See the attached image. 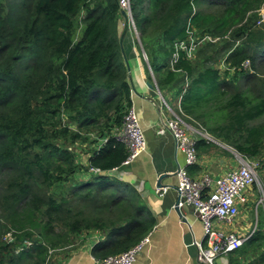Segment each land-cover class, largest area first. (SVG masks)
Here are the masks:
<instances>
[{
	"label": "trees",
	"instance_id": "1",
	"mask_svg": "<svg viewBox=\"0 0 264 264\" xmlns=\"http://www.w3.org/2000/svg\"><path fill=\"white\" fill-rule=\"evenodd\" d=\"M129 4L157 88L179 96L182 119L244 157L259 156L264 129L250 123L264 116V90L257 96L236 90L225 101V90L237 77L229 81L213 66L187 60L183 51L173 70L170 62L174 43H185L188 29L223 36L248 15L250 25L258 19L264 0ZM121 16L118 0H0V232L5 221L15 234L14 244H0V264H46L48 249L73 248L72 243L58 247L89 231L105 234V243L94 246V252L102 258L117 255L138 244L154 225L137 191L105 174L127 156L112 136L131 107L127 55L118 36ZM245 55V48L237 47L227 60L239 64ZM250 58L253 65L264 61V45ZM241 78L254 79L243 71ZM90 131L105 142L92 150L81 173L97 168L103 174L89 173L88 180L74 183L80 167L63 145L86 141L83 135ZM209 143L198 137L197 153ZM191 169L190 176L199 171ZM255 233L228 254L229 264H238L264 241V230ZM25 240L31 245L15 254ZM259 260L264 264V253Z\"/></svg>",
	"mask_w": 264,
	"mask_h": 264
},
{
	"label": "crops",
	"instance_id": "2",
	"mask_svg": "<svg viewBox=\"0 0 264 264\" xmlns=\"http://www.w3.org/2000/svg\"><path fill=\"white\" fill-rule=\"evenodd\" d=\"M124 28L125 25L121 34ZM132 37L127 28L122 46L130 70L128 74L131 82L129 77L128 80L131 87V108L143 132L145 150L130 165L116 167L117 169L105 174L132 186L154 220L152 229L146 235L148 243L137 256L134 264H200L196 261V248L193 243L203 241L201 222L191 209L185 210L182 217H179L174 210L178 199L175 174L178 166L184 167V157L181 156L179 159L174 140L168 132L157 134L161 124V112L164 116L168 114L159 108L160 99L156 93L154 73L150 66L144 65L143 55L136 48ZM150 85L153 87L151 88ZM171 109L177 111L178 103ZM88 157L89 155H86L81 158L83 166L88 165ZM236 165L229 167L223 156L211 151L204 152L198 155V164L195 165L199 171L191 174V177H198L201 173L220 176L234 169ZM190 169L191 167L188 168ZM161 176H167L161 180V186L167 188L163 196H159L156 192L160 187L158 182ZM89 177L84 173L82 180H88ZM249 225L246 224V227ZM105 241L103 232H82L77 236L75 247L58 250L62 252L53 258L52 264H93L94 259L102 258L100 251H93L94 246ZM217 264H229L228 258H219Z\"/></svg>",
	"mask_w": 264,
	"mask_h": 264
},
{
	"label": "built area",
	"instance_id": "3",
	"mask_svg": "<svg viewBox=\"0 0 264 264\" xmlns=\"http://www.w3.org/2000/svg\"><path fill=\"white\" fill-rule=\"evenodd\" d=\"M118 4L120 10L128 16L129 26L131 24L135 28L129 0H118ZM190 44L193 47V44ZM179 51H183L186 55L191 52V48L187 51L184 42L174 43L170 64L172 70L179 59ZM156 93L160 99L159 108L168 114V116H164L161 112V124L157 129V134L162 135L168 132L174 140L176 150H179L185 157L184 167L180 168L176 174L175 189L178 196V207L190 208L198 216L202 225L203 241L193 243L196 248V261L200 264H217L219 258H225L228 254L239 250L252 237L257 228V219L252 230L250 225L246 227L244 222L241 223L239 217L241 208L249 202L247 190H252V187L257 184L258 164L253 159L240 156L236 167L223 175L214 177L209 173H201L198 177H191L188 168L198 164L196 150L198 137L204 138L206 141H209V138L204 136L203 131L186 124L182 119L183 114L180 108L177 111L172 110L157 86ZM177 103L179 107L180 98ZM115 130L118 132L112 136L125 147L127 153L121 166H128L145 150L143 132L131 107L125 112L122 126ZM115 169L117 168L112 170ZM89 173L98 175L102 172L97 168H90ZM166 189L160 187L156 192L159 196H163ZM259 203L264 205L263 195ZM257 209L258 205L255 206L256 215ZM5 241L7 243L13 241L12 233L7 234ZM23 243L24 247L31 245V242L27 240ZM147 243L148 236H145L126 252L98 260L94 259L93 264H134ZM22 250L23 248L15 251L20 253Z\"/></svg>",
	"mask_w": 264,
	"mask_h": 264
},
{
	"label": "rangeland",
	"instance_id": "4",
	"mask_svg": "<svg viewBox=\"0 0 264 264\" xmlns=\"http://www.w3.org/2000/svg\"><path fill=\"white\" fill-rule=\"evenodd\" d=\"M193 9L195 12L197 11V7L195 5H193ZM247 17L244 19V21L239 26H235L231 28L223 36H217V37H214L211 35L202 36L199 33V31H197L196 29L194 28L188 29L189 38H187V41L185 42V47L187 51H189V48H191V52L188 54L186 53L187 60L191 62H197L201 65L209 64L213 66L216 70H218L222 76L223 75L227 76V79L229 81L233 80L232 78H236V77L238 78L237 81H234L235 83L231 87L225 90V96H223V100L225 101L236 90L246 92L252 96H257L258 94L261 93V90H264V61L256 60L255 65H253V61L250 58L253 55V52H255L256 50H258L260 47L264 45V35L261 33V30L264 26V7L263 9L260 10L258 14L259 18L256 20L250 21L252 23L251 25L247 22ZM124 23H125L124 18L121 16L118 22V36L119 37L123 30ZM244 26L249 27L245 31V33L241 32L242 29H240L241 27H244ZM81 28L82 27L79 23L78 28H77L78 32L81 30ZM128 31L133 36L132 38L134 40V44L136 48L143 55V58L145 60L143 61L144 65L149 66L147 56L143 50V46L140 41V34L136 30V27L134 28L130 24ZM236 32L238 34L237 36L235 35ZM79 34L80 33H77V36H79ZM190 43L193 44V47ZM221 46H225V49L221 50L220 49ZM237 47L245 48L246 50V55L244 59L245 61L243 60L239 64L237 63L232 64L228 62L227 59L229 55ZM242 71L243 73H248L254 79L253 80H250V79L246 80L242 78L240 79V73ZM154 80L155 81L157 80L155 75H154ZM185 81H186V84L184 82L183 87L187 85V80ZM166 92L168 93H164V92H160V93L162 94V96L165 98V100L169 103L171 107H175L178 102L179 96H176L174 93H171L169 90H166ZM178 108H180L181 110L180 105ZM213 110L216 111L215 108ZM186 124L192 127V125H190L189 123L186 122ZM250 126H261L264 129V116L251 122ZM205 131H203L204 136L206 138H209L208 142L210 143L205 148H201L198 151V155L204 152L207 153L211 151L214 154L223 156L224 161L226 162V164H228L229 167H231L232 165L235 166L237 164L238 158L242 155H240L233 147L221 141L215 135H211L207 131L206 132ZM117 132L118 131L115 129L112 130L113 135L116 134ZM189 133H191V131H189ZM83 136L84 138H86V141L78 142L73 145L70 143H65L63 145V147H65L66 149H68L74 154L75 160H76L75 162L78 164V167H80L79 169L80 171L76 174V177L74 178V183L83 181L82 179H83L84 173H81V169H83V167H81L83 166L81 163V158L83 156L91 154L92 150L95 147H97L98 144H103L104 142V140H99L97 131H90L88 134H84ZM263 146H264V138H263ZM253 160L254 162L258 164V169L256 172L257 184H255L252 187V190H247V196L249 198V202L247 203V205L241 208V215L239 217V221L241 223L247 222L246 223L247 225H249V222H250L251 229L253 230L255 221L257 219L258 225H257L256 230H254V233L256 232L255 234H257L259 230L260 231L264 230V205L259 203V200H261L262 195L264 196V151L259 156L255 157ZM86 174L88 177L91 176L88 173ZM1 178L2 177L0 176V179ZM256 205H258L257 215L255 214ZM0 218H2L1 213H0ZM1 224L3 228L0 232V244H3V243L6 245L14 244L15 234L11 230H9V228H7L8 224L5 221L1 222ZM10 233H12L13 235V241L11 243H7L5 241V238L7 234H10ZM75 238L73 236L66 244H62L58 248H61L64 245H67L68 243L70 245L71 243L72 245H74L76 243ZM21 248H27V247H24V243H23V245L20 248H17L15 250L17 251V250H20ZM71 248L72 246L67 248L66 250H69ZM16 251H15V254H18L16 253ZM61 252H59L58 249H55V251H52V249H48L47 255H46L47 257L46 264H52L53 258L58 253H61ZM262 253H264V241L259 242L258 245H256V248L251 249L247 254H245V256L239 257L238 264H260L261 261L259 260V257L262 255ZM22 264H28V263L23 262Z\"/></svg>",
	"mask_w": 264,
	"mask_h": 264
},
{
	"label": "water",
	"instance_id": "5",
	"mask_svg": "<svg viewBox=\"0 0 264 264\" xmlns=\"http://www.w3.org/2000/svg\"><path fill=\"white\" fill-rule=\"evenodd\" d=\"M121 15L123 16V18H124V20H125V23H124L125 28H124L123 33H122L121 36L119 37V43H120V45H121V51H122V54H123V56H124V50H123V46H122V41H123V38H124V34H125V32H126V29L129 28V19H128V16L126 15L125 12L122 11V12H121ZM126 66H127V71H128V73H129L130 70H129V67H128V63H127V61H126ZM128 77H129V80H130V82H131V78H130V75H129V74H128ZM131 86H132V84H131ZM150 87L152 88L153 86L150 85ZM177 151H178L177 154H178V156H179V159H180L181 156L184 157V155H183L179 150H177ZM184 163H185V157H184ZM179 164H180V162H179ZM179 164H178V165H179ZM180 168H181V166H178L177 171H176V174H177V172L179 171ZM176 174H175V175H176ZM165 177H167V176H161V177H160L159 182H158V186L162 187V186H161V180H162L163 178H165ZM160 187H159V188H160ZM174 210H175V212L178 214L179 217H182V216H183V212H184L185 210L189 211L190 208L185 207V206H184V207H178V199H177V201H176V203H175V205H174Z\"/></svg>",
	"mask_w": 264,
	"mask_h": 264
},
{
	"label": "clouds",
	"instance_id": "6",
	"mask_svg": "<svg viewBox=\"0 0 264 264\" xmlns=\"http://www.w3.org/2000/svg\"><path fill=\"white\" fill-rule=\"evenodd\" d=\"M122 12V11H121ZM102 174V173H101Z\"/></svg>",
	"mask_w": 264,
	"mask_h": 264
}]
</instances>
